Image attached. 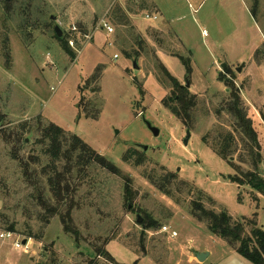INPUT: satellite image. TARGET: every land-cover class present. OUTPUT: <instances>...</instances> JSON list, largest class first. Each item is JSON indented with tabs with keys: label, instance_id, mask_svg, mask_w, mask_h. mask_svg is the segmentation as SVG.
I'll use <instances>...</instances> for the list:
<instances>
[{
	"label": "rangeland",
	"instance_id": "1",
	"mask_svg": "<svg viewBox=\"0 0 264 264\" xmlns=\"http://www.w3.org/2000/svg\"><path fill=\"white\" fill-rule=\"evenodd\" d=\"M252 4V0H0V131L21 132L24 123L34 127L32 133H22L26 143L19 155L27 159L41 149L36 145L40 129L52 124L82 139L121 171L117 176L92 169L91 183L75 180L79 208L73 219L86 247L81 254L58 218L46 226L37 221L33 201L24 200L35 190L26 188L20 168L9 160L12 147L0 137V264H53L52 259L56 264H251L191 217L190 196L171 200L143 173L151 169L170 173L201 190L235 219L257 213L264 230V198L248 186L230 182L232 168L202 141L215 126L213 110L228 98L229 90L218 80L225 65L248 112L264 128V0H259L255 12ZM119 9L127 11L126 26L117 24ZM102 21L113 28L111 35ZM55 27L62 32L60 41ZM136 39L144 41L143 50H138ZM137 51L141 52L137 62L127 56ZM172 54L188 63L189 76ZM154 56L181 85L188 82L189 91L198 97L197 120L186 145L187 129L161 104L169 92L157 82ZM149 126L158 130L157 136ZM131 148L144 152L142 167L123 163V154ZM262 158L264 178V142ZM29 163L39 172L47 161ZM127 178L134 191L130 206L123 199ZM144 214L159 223L158 230L144 233ZM164 226L168 233L161 232ZM30 229L34 235L29 237ZM103 239L107 241L103 252L111 260L92 254ZM16 241L22 246L15 247ZM196 254H206L204 261L195 259Z\"/></svg>",
	"mask_w": 264,
	"mask_h": 264
},
{
	"label": "trees",
	"instance_id": "2",
	"mask_svg": "<svg viewBox=\"0 0 264 264\" xmlns=\"http://www.w3.org/2000/svg\"><path fill=\"white\" fill-rule=\"evenodd\" d=\"M252 1V10L255 12L258 9L259 0ZM118 14L120 19L117 20V24L128 25L127 11L119 9ZM157 34L155 38L159 40L161 33ZM136 45L141 51L144 49L145 43L143 40L136 39ZM135 53L134 56H127L135 58L137 62L141 52ZM172 56L178 57L183 62L186 74L189 76L188 63L176 54H172ZM154 59L157 66L154 70L157 82L169 92V95L162 99L161 104L189 132L194 128L197 120L198 97L181 85L162 66L157 57ZM223 68L224 71L219 74L218 80L229 90L228 98L222 101L220 107L213 110L215 126L213 130L208 131L202 137V141L216 156L232 168L234 174L229 176L230 182L240 187L248 186L253 192L264 198V178L260 172L263 161L264 128L257 119L250 115L244 105L240 90L235 86L231 69L226 65ZM226 76L230 80L226 79ZM208 113H204V116H207ZM224 117L227 121L224 120ZM224 122L230 129H226ZM19 129L21 132H18L17 129L0 131V137L4 143L12 147L9 160L16 162L20 168L26 188L35 190V194H28L24 198L25 202L28 199L33 201L34 207L38 210L37 221L41 225L46 226L54 218H58L63 233L73 239L76 248H80L82 250L80 253L83 254L85 246L81 245V242L85 238L73 219L74 210L79 208V203L76 200L79 187L76 186L75 180L82 182L88 180L91 183L92 169L96 171L100 169L117 176H121V171L92 150L82 139L75 135H68L63 129L52 124L40 129L43 132L41 137L36 140V145L41 146V149L36 152V155H30L24 159L19 155L26 143V140L22 138V133H32L34 127L24 123ZM43 159L47 161V164L42 166L39 172L31 168L29 160L32 163H40ZM122 161L127 165L142 167L146 162V157L142 150L131 148L123 154ZM143 176L158 192L171 200L177 201L183 195L190 196L192 199L189 202L188 210L191 217L205 225L212 234L226 242L246 261L251 264H264V230L258 224L257 213H254L250 218L235 219L227 211L218 209L215 201L201 190L186 181H178L170 173L158 174L157 171L151 169L145 171ZM130 184V179H125L123 199L127 206L132 205L134 201V191ZM252 199L257 201L255 197ZM141 226L145 233L158 230L159 223L150 215L144 214ZM8 230L14 232V226H10ZM27 234L29 237L34 235L31 229ZM34 237L39 238L37 235ZM96 242L99 243V241ZM106 243L107 241L103 239L101 244L94 246L92 254H103L110 259L107 252H103ZM51 262L56 264L54 259Z\"/></svg>",
	"mask_w": 264,
	"mask_h": 264
},
{
	"label": "water",
	"instance_id": "3",
	"mask_svg": "<svg viewBox=\"0 0 264 264\" xmlns=\"http://www.w3.org/2000/svg\"><path fill=\"white\" fill-rule=\"evenodd\" d=\"M52 19H53V18H52ZM54 32H55V34H56V36H57L58 38H60V37L62 36V32L60 31V29H59L58 27H55V28H54ZM241 68H242V67H241ZM241 68L238 67V68L236 69V72L239 73V72L241 71ZM133 69H134V70H138V69H139V68L137 67L136 63L133 64ZM184 87L187 88V89H189V88H190V84H189V83H186V85H185ZM149 129H150V131L152 132V134H153L154 136H157V135H158V130H156L155 128H151L150 126H149ZM189 138H190V133L187 131V135H186V138H185V140H184V145H186V144L188 143ZM143 150L145 151L146 148H144ZM137 222H138V223H141V219L138 218ZM23 244H25V241H23ZM205 257H206V254H196V255H195V259H197L199 262L204 261Z\"/></svg>",
	"mask_w": 264,
	"mask_h": 264
},
{
	"label": "built area",
	"instance_id": "4",
	"mask_svg": "<svg viewBox=\"0 0 264 264\" xmlns=\"http://www.w3.org/2000/svg\"><path fill=\"white\" fill-rule=\"evenodd\" d=\"M146 18H149V17L147 16ZM154 19H155V18H154ZM102 23H103L102 27H103L104 29H106L107 34H108V35H111V34L113 33V28H112L111 26H109L108 24L104 23V21H102L101 24H102ZM116 58H117V55H114V59H116ZM52 90H53V89H52ZM161 232H162V233H168L169 230H168L167 227L164 226V227L161 228ZM170 236H171V237H175V236H176V233H175V232H171ZM6 237H8V236H6ZM21 244H22L23 246L26 245V240H25V244H23V242H22ZM21 244H20L19 241L14 242L15 247H20V246H22Z\"/></svg>",
	"mask_w": 264,
	"mask_h": 264
}]
</instances>
